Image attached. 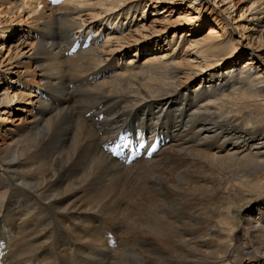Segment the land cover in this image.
<instances>
[{"label": "bare ground", "instance_id": "6f19581e", "mask_svg": "<svg viewBox=\"0 0 264 264\" xmlns=\"http://www.w3.org/2000/svg\"><path fill=\"white\" fill-rule=\"evenodd\" d=\"M165 1L0 0V264H264L261 37L163 51L138 34ZM129 129L155 149L125 165Z\"/></svg>", "mask_w": 264, "mask_h": 264}, {"label": "rangeland", "instance_id": "374dc122", "mask_svg": "<svg viewBox=\"0 0 264 264\" xmlns=\"http://www.w3.org/2000/svg\"><path fill=\"white\" fill-rule=\"evenodd\" d=\"M66 0H58V3L61 4L65 2ZM214 0H209V2H206L203 5L200 6L199 11H195L192 9V7H188L186 1L182 0H168L165 2H159L158 5L166 8H171V16H169V21L171 23H166L162 19V14L153 13L151 10L152 8L147 7V13L144 20L140 21L139 25H144V28L139 27L141 31H139V36H143L144 40L152 39L157 45L158 48H161V50H169V46L167 45L168 41L171 39L174 32H176V36L174 39H177V35L180 36L181 34H187L182 42H180L181 50L182 52H186L184 55L187 56H195V48L198 49L197 46H194L191 44L192 41H202V39L207 36L208 30L210 27H215V29H219V34L221 33L224 39L229 41L230 48H235L237 50L243 49L245 47V44L247 43L249 38H244L245 34L248 33V35L255 36L256 39L261 37V40L259 43H256L258 46L259 51L264 52V0H215V6H212ZM233 4L232 9L230 10V18L229 20L226 19V22L224 24V21L222 16L219 14L218 9H223L226 7L229 3ZM252 2L254 4L252 5ZM156 4V3H155ZM222 6V7H221ZM220 7V8H219ZM219 14V15H218ZM142 12L139 13L138 19L141 17ZM180 15L182 20H186V22L181 23H174L173 19ZM195 15V16H193ZM203 15V16H202ZM25 17V16H24ZM184 17V18H183ZM142 18V17H141ZM157 18V22H156ZM154 19V21H152ZM172 19V20H171ZM163 21V22H162ZM259 21V22H258ZM160 22V23H159ZM221 22V23H220ZM161 24V25H160ZM225 26V28L221 29L219 25ZM247 26L248 28L245 30H241V26ZM237 26V27H236ZM134 28V27H133ZM253 28V29H251ZM257 28V29H255ZM262 29V31H260ZM255 30V31H254ZM260 31V32H259ZM136 35V36H138ZM261 35V36H260ZM121 36V35H120ZM140 36V38H141ZM229 38V39H228ZM39 39V38H37ZM255 39V40H256ZM15 41V37L12 38L10 41ZM101 42V41H100ZM263 42V43H262ZM166 43V44H165ZM126 48H130V52L127 53L126 57H123L122 59H128V58H135L138 59V62H141L143 60V57L145 54H142V49L139 47L138 43L133 44L132 40L127 41ZM259 44V45H258ZM235 45V46H234ZM189 47V48H188ZM132 48H138L136 52L141 51V56H138V53L134 54L132 51L134 49ZM179 48V47H178ZM26 49V48H25ZM8 47L2 48V57H5L7 54ZM259 72V70H258ZM3 80H0V92L3 89L2 86ZM196 80L190 83V86L195 85ZM11 85V84H10ZM41 99H44L41 97ZM46 102H50V104L56 103V100L53 98L51 101L46 100ZM21 105H18V108H21ZM17 110H15V114L17 115ZM135 115H133L134 117ZM18 117V116H13ZM135 120V119H134ZM136 121V120H135ZM150 131V129H148ZM101 142L98 143V145ZM106 150H103L105 152ZM126 203L127 201L124 200ZM124 203V204H125ZM150 208V205H149ZM101 221L98 226L106 227L108 226V220H103L102 216L100 217ZM120 224V223H119ZM103 233V231H101ZM119 233V234H118ZM128 234V230L125 225L120 224V227L115 235V241H119L122 239V236L124 234Z\"/></svg>", "mask_w": 264, "mask_h": 264}, {"label": "snow or ice", "instance_id": "6c2138e0", "mask_svg": "<svg viewBox=\"0 0 264 264\" xmlns=\"http://www.w3.org/2000/svg\"><path fill=\"white\" fill-rule=\"evenodd\" d=\"M53 2H58V0H53Z\"/></svg>", "mask_w": 264, "mask_h": 264}]
</instances>
